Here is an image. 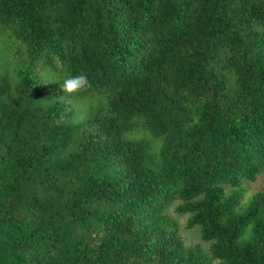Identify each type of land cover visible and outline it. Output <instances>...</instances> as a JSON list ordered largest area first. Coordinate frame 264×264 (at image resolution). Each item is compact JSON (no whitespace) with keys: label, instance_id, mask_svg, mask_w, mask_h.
<instances>
[{"label":"trees","instance_id":"trees-1","mask_svg":"<svg viewBox=\"0 0 264 264\" xmlns=\"http://www.w3.org/2000/svg\"><path fill=\"white\" fill-rule=\"evenodd\" d=\"M262 171L264 0H0V264H264Z\"/></svg>","mask_w":264,"mask_h":264},{"label":"rangeland","instance_id":"rangeland-1","mask_svg":"<svg viewBox=\"0 0 264 264\" xmlns=\"http://www.w3.org/2000/svg\"><path fill=\"white\" fill-rule=\"evenodd\" d=\"M97 96L92 97L90 99H87L85 102H83L82 104H79V106H73L72 108L75 110V112L78 113V117H77V121H81L83 116L85 115L86 111L88 110V108H93V109H97L101 106V104H98L97 102ZM123 140H128V141H143L145 144H147L150 149L155 150L158 146V142L154 139L151 138L150 135L144 133V132H138L135 135H131V134H127L125 133L122 137ZM262 179H264V171L260 172L254 182L252 183H245L242 184V188H243V193H244V197L242 202H245L248 200V197L258 191L261 187V181ZM170 215H171V210L169 211ZM171 217L177 221L178 226H179V235L182 239V241L184 242L185 245L187 246H194V245H198L202 252L206 253V245L200 243L199 238H198V233H197V229L193 228V229H189V230H185L183 228V223H184V218L182 219H178L174 216L171 215ZM214 264V263H211Z\"/></svg>","mask_w":264,"mask_h":264},{"label":"clouds","instance_id":"clouds-1","mask_svg":"<svg viewBox=\"0 0 264 264\" xmlns=\"http://www.w3.org/2000/svg\"><path fill=\"white\" fill-rule=\"evenodd\" d=\"M60 87L63 93L72 95L90 88L91 82L85 73H80L78 75H69Z\"/></svg>","mask_w":264,"mask_h":264}]
</instances>
